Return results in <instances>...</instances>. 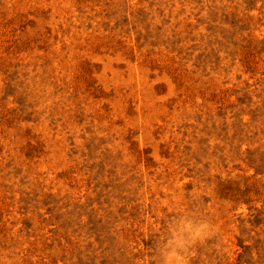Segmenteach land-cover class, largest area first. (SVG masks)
Here are the masks:
<instances>
[{
	"label": "rangeland",
	"instance_id": "374dc122",
	"mask_svg": "<svg viewBox=\"0 0 264 264\" xmlns=\"http://www.w3.org/2000/svg\"><path fill=\"white\" fill-rule=\"evenodd\" d=\"M264 264V0H0V264Z\"/></svg>",
	"mask_w": 264,
	"mask_h": 264
},
{
	"label": "clouds",
	"instance_id": "9594fccd",
	"mask_svg": "<svg viewBox=\"0 0 264 264\" xmlns=\"http://www.w3.org/2000/svg\"><path fill=\"white\" fill-rule=\"evenodd\" d=\"M212 234L211 225L204 220L196 221L185 214L169 227L168 238L158 251L161 264H188L189 246Z\"/></svg>",
	"mask_w": 264,
	"mask_h": 264
}]
</instances>
